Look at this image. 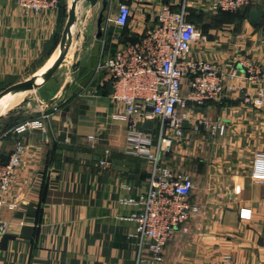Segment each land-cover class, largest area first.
<instances>
[{
  "label": "crops",
  "instance_id": "1",
  "mask_svg": "<svg viewBox=\"0 0 264 264\" xmlns=\"http://www.w3.org/2000/svg\"><path fill=\"white\" fill-rule=\"evenodd\" d=\"M107 1L114 13L120 3L131 8L127 26L112 27L97 38L102 6L89 9L82 26H75L80 36L73 79L60 74L50 81L56 70L36 89L38 98L0 119V160L6 162L17 143L23 147L16 178L3 195L0 216L6 230L0 236V264H137L149 259L133 237L138 207L126 201L146 195L150 165L127 153L128 125L113 117L110 81L96 67L121 43L151 28L163 5L178 10L183 0ZM71 3L59 0L64 16L59 7L33 15L19 10L15 0H0V95L53 60ZM252 10H264V4L219 14L202 0L188 1L187 20L206 37L193 45L189 57L237 75L231 83L235 91L190 111L191 120L221 122L225 133L212 138L204 127L193 132L187 124L185 138L174 141L163 156L164 165L192 178L191 202L198 209L170 237L158 264H221L225 255L233 264H264V180L252 177L255 158L264 157V103L254 108L242 100L245 89L254 91L257 84L264 89V73L253 84L238 66L247 59L264 70V15L252 25ZM16 95L24 94L10 99ZM55 98L44 131L9 132L45 112ZM156 126L154 121L142 124L154 135ZM100 161L106 166L100 167ZM11 203L14 209L8 208ZM241 210L249 211L250 218L241 219Z\"/></svg>",
  "mask_w": 264,
  "mask_h": 264
},
{
  "label": "built area",
  "instance_id": "2",
  "mask_svg": "<svg viewBox=\"0 0 264 264\" xmlns=\"http://www.w3.org/2000/svg\"><path fill=\"white\" fill-rule=\"evenodd\" d=\"M183 0L178 10L163 5L155 14V23L134 42L121 43L110 56L102 58L96 72H104L110 81V101L116 107L113 117L128 125L127 153L142 157L150 165L147 193L144 197L128 199L126 203L138 207L132 220L136 223L133 235L138 246L149 254V259L137 264H158L170 237L189 221L198 208L191 202L194 183L190 176L163 164L174 141L185 138L186 126L193 132L202 126L213 137L225 133V125L205 119L191 120L192 108L207 103L220 102L227 93L235 91L231 84L236 70L225 74L219 65L205 60H192L189 53L194 44L205 42L206 37L187 20V5ZM213 12L235 13L264 0H202ZM25 14L54 13L59 0H15ZM131 8L120 3L116 12L107 7L103 12L101 34L112 27L127 26ZM242 75L250 83L261 81L264 70L252 60L238 62ZM254 91L244 90L243 103L260 108L264 103V89L257 84ZM50 114L41 111L38 117L15 125L9 132L19 136L30 130L44 131ZM145 121L157 123L156 132L143 130ZM94 136H89L90 142ZM23 147L17 143L6 162L0 160V213L5 206L3 195L13 184L21 165ZM105 167V161H100ZM252 177L264 180V157H256ZM14 209L15 204L8 205ZM241 219H249L250 212L240 211ZM6 230L0 216V236ZM221 264H233L229 255L222 257Z\"/></svg>",
  "mask_w": 264,
  "mask_h": 264
},
{
  "label": "water",
  "instance_id": "3",
  "mask_svg": "<svg viewBox=\"0 0 264 264\" xmlns=\"http://www.w3.org/2000/svg\"><path fill=\"white\" fill-rule=\"evenodd\" d=\"M98 4H101L102 8L99 12V16L97 18V38L101 37V25L103 22V12L105 11L108 1L107 0H72L70 11L68 13L67 23L65 25L60 46L62 47L61 53L58 55L57 59L47 67L39 76L44 78V82H46L52 74L60 67L62 62L65 60L66 56L68 55L69 49L72 43V35L73 29L75 25L78 27L82 26L83 21L86 18V15L89 9L95 8ZM84 5H88V7H83ZM264 15V10H252L249 13V21L252 25H257L260 22V19ZM39 77L37 75L33 76L32 78L28 79L27 81L21 82L19 84L13 85L2 92L0 95V100L6 96H9L13 93L17 92H26L30 90H36L39 88L40 85L36 84V81ZM69 86V85H67ZM68 87L64 89L65 94H67ZM58 99H52L46 103V111L48 112L51 109L52 103L57 101ZM63 100V98L61 99ZM28 100L25 99L21 101L19 105L15 108L11 109V112L14 109H17L23 106ZM2 116H0V119Z\"/></svg>",
  "mask_w": 264,
  "mask_h": 264
},
{
  "label": "rangeland",
  "instance_id": "4",
  "mask_svg": "<svg viewBox=\"0 0 264 264\" xmlns=\"http://www.w3.org/2000/svg\"><path fill=\"white\" fill-rule=\"evenodd\" d=\"M76 26V25H75ZM77 27V26H76ZM74 27L73 29V35H72V43H71V47H70V51H69V54L66 56L65 60L62 62V64L60 65V67L57 69L56 71V77H53L52 80L50 81H54L57 77H59V75H64L67 76L66 80L69 79V80H72L73 77H74V58L76 56V51L78 50V48H76V42H77V39L78 37L80 36V34H78L76 31H77V28ZM75 30V31H74ZM87 40L85 38V36L83 35V39H82V42L85 43ZM82 45V44H81ZM64 77V76H63ZM31 78V77H30ZM28 78V79H30ZM21 82H24V81H18V82H14L12 84H9L7 88L13 86V85H16V84H19ZM45 86V85H44ZM5 89V90H6ZM38 90L34 91V90H30V91H26L24 92V95H23V99H27L29 101L31 100H34L36 98H38ZM23 93V92H22ZM11 98V97H10ZM22 97H20L19 95H16L13 99H9L7 101V103H5V107L9 106V105H12L13 103H15L18 99H21ZM16 100V101H15ZM8 113V112H7ZM6 116H2V119L1 120H4Z\"/></svg>",
  "mask_w": 264,
  "mask_h": 264
},
{
  "label": "bare ground",
  "instance_id": "5",
  "mask_svg": "<svg viewBox=\"0 0 264 264\" xmlns=\"http://www.w3.org/2000/svg\"><path fill=\"white\" fill-rule=\"evenodd\" d=\"M61 51H62V47L60 46L59 47V49L56 51V54L54 55V57H53V60H51L50 61V63L48 64V65H46L38 74H37V76L39 77L38 79H37V81H36V84L37 85H41V84H43V82H44V78L43 77H40L39 75L47 68V67H49L57 58L56 57H58V55L61 53ZM70 51V50H69ZM68 54H69V52H68ZM17 93H19V92H17ZM14 94V93H13ZM13 94H11V95H9V96H6V97H4V98H2L1 100H0V116H3V115H5L8 111H10L11 109H13V108H15L17 105H19L20 103H21V101H23L24 99L23 98H21V99H18L15 103H13L12 105H9V106H7V107H5V103H7V101L10 99V97L13 95ZM23 94H24V92H23Z\"/></svg>",
  "mask_w": 264,
  "mask_h": 264
},
{
  "label": "trees",
  "instance_id": "6",
  "mask_svg": "<svg viewBox=\"0 0 264 264\" xmlns=\"http://www.w3.org/2000/svg\"><path fill=\"white\" fill-rule=\"evenodd\" d=\"M60 5V4H59ZM60 8V7H59ZM61 10H60V13H61V15H65V10H64V8L63 7H61L60 8ZM240 11H242V10H240ZM240 11H238V12H240ZM219 14H230V13H226V12H218ZM125 28V27H124ZM124 28H122V29H124ZM138 39V37H134V38H131V39H129L128 40V42H134V41H136ZM124 43H126V42H124Z\"/></svg>",
  "mask_w": 264,
  "mask_h": 264
}]
</instances>
